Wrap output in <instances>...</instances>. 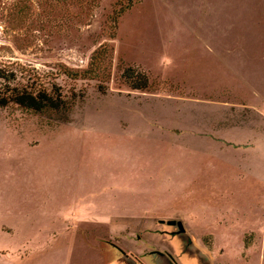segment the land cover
<instances>
[{
  "label": "rangeland",
  "instance_id": "1",
  "mask_svg": "<svg viewBox=\"0 0 264 264\" xmlns=\"http://www.w3.org/2000/svg\"><path fill=\"white\" fill-rule=\"evenodd\" d=\"M130 1L0 0V68L74 98L0 106V264H264V0Z\"/></svg>",
  "mask_w": 264,
  "mask_h": 264
},
{
  "label": "trees",
  "instance_id": "2",
  "mask_svg": "<svg viewBox=\"0 0 264 264\" xmlns=\"http://www.w3.org/2000/svg\"><path fill=\"white\" fill-rule=\"evenodd\" d=\"M131 5L132 2L129 0V4H123L115 11L110 19L108 39L115 37L118 18ZM111 51V45L105 41L93 51L89 65L85 70L78 71L64 68L63 73L71 79L79 77L97 78L107 74L105 77L107 79L109 76L108 69L111 62ZM32 71L33 73L30 74L25 82L14 83L15 78L13 74H10L12 71L6 72V70L0 68V79L3 80L0 88V106L14 104L35 113L60 112L69 109L72 105V99H74L73 92L65 93L55 82L50 84L45 78L42 79L37 72L35 73V70ZM122 77L128 87L134 90L145 91L150 86L147 75L141 71H136L134 68H126L122 73ZM11 81L14 83L13 85H11ZM99 91L102 93L106 91L102 84L99 85Z\"/></svg>",
  "mask_w": 264,
  "mask_h": 264
},
{
  "label": "water",
  "instance_id": "3",
  "mask_svg": "<svg viewBox=\"0 0 264 264\" xmlns=\"http://www.w3.org/2000/svg\"><path fill=\"white\" fill-rule=\"evenodd\" d=\"M161 222H165L166 224L172 226V227H176L175 233L179 234V233H183L184 232V227L183 224L180 220L178 219H168V220H161ZM156 253L159 255V257H161L163 260V262H161L162 264H171V261L166 260L164 258L165 254L160 252V251H156Z\"/></svg>",
  "mask_w": 264,
  "mask_h": 264
},
{
  "label": "crops",
  "instance_id": "4",
  "mask_svg": "<svg viewBox=\"0 0 264 264\" xmlns=\"http://www.w3.org/2000/svg\"><path fill=\"white\" fill-rule=\"evenodd\" d=\"M236 153V152H235Z\"/></svg>",
  "mask_w": 264,
  "mask_h": 264
}]
</instances>
